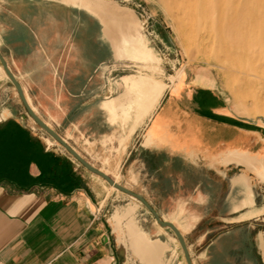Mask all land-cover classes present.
<instances>
[{
  "label": "crops",
  "instance_id": "obj_1",
  "mask_svg": "<svg viewBox=\"0 0 264 264\" xmlns=\"http://www.w3.org/2000/svg\"><path fill=\"white\" fill-rule=\"evenodd\" d=\"M104 27L78 4L0 0L1 52L33 111L66 141L99 145L125 134L135 191L150 205H185L196 219L189 228L211 227L200 236L209 264H264V124L242 119L200 81L181 79L143 117L134 76L121 78L115 96L119 38ZM24 109L0 63V264H175L161 227L146 231L132 209L109 210L120 197L51 148ZM122 113L132 117L128 126L113 122ZM139 236L159 241L163 253L143 257Z\"/></svg>",
  "mask_w": 264,
  "mask_h": 264
},
{
  "label": "rangeland",
  "instance_id": "obj_2",
  "mask_svg": "<svg viewBox=\"0 0 264 264\" xmlns=\"http://www.w3.org/2000/svg\"><path fill=\"white\" fill-rule=\"evenodd\" d=\"M104 1L117 2L120 7L130 9L135 13L141 26V39L154 50L156 57L160 59L159 65L154 66L147 65L142 60L127 57L128 52L122 59H116L112 67L113 75L110 77L111 83L114 84L116 89L115 96H119L122 92L119 86L121 78L134 76L131 77L134 88L136 91H140V100L146 102L143 117L148 118L180 79L189 83L200 81L205 87L224 96L229 106L242 119L264 124V63L261 62L259 49L255 45H252L251 49H247L248 47L244 45V43L249 42L248 40L253 37V34H233L227 23H223L220 19L221 14L215 12L214 9H211L210 15L202 21L204 27L200 23L201 27L197 25L194 33L188 28L187 21L177 13L173 7V2L170 0ZM212 4L217 7L219 1L213 0ZM222 25L226 26L223 31L220 30ZM211 38L213 39V45L210 43L211 41H208L212 40ZM221 42L222 45H220ZM133 45L131 46L132 50H134ZM230 47L233 48L235 56L241 59L240 63H242L240 65L231 62L230 56L234 57V55L229 56ZM246 58L248 60H245ZM23 111L25 122L29 123L33 130L42 135L47 142L48 140L53 142V144L48 142L51 148L59 149L80 165L61 145L36 123L32 122L33 119L28 116L25 109ZM131 115L135 117L136 125L140 124L137 120V108L132 110ZM131 119L132 117L127 118L122 113L119 118L113 119V122L120 121L123 126H128ZM126 139L129 142V138L125 134L116 133L99 145L91 143L88 139L79 141L75 138L73 141H65L87 162L105 174L109 173L113 180H116V183L137 193L135 191L138 189L137 178L131 169V163L125 164L128 155V144L125 149L121 146V142ZM81 167L85 169L83 166ZM96 179L107 187L108 195L115 193L120 197L114 206H109V210L132 209L137 224L146 231H152L154 227L158 226L151 213L136 199L122 194L115 188L113 189L101 178L96 177ZM151 206L163 220L172 222L181 229L183 233L180 232L185 237L193 263L209 264L205 253L206 243L200 242V236L202 231H206L211 227L193 225L189 228L188 222L190 220L196 221V219L191 217V211L185 209V205H180L176 209L173 208L174 205ZM259 206L262 208L264 205ZM219 212L221 216H227L228 209L221 207ZM234 226L236 224L226 225L220 229L229 230ZM159 229L162 233H166L167 239L172 243L171 251L168 254L171 262L187 264L173 232L169 229Z\"/></svg>",
  "mask_w": 264,
  "mask_h": 264
},
{
  "label": "bare ground",
  "instance_id": "obj_3",
  "mask_svg": "<svg viewBox=\"0 0 264 264\" xmlns=\"http://www.w3.org/2000/svg\"><path fill=\"white\" fill-rule=\"evenodd\" d=\"M62 1L67 3L78 4L81 7L88 9L93 14L99 16L104 22V26H106V28L105 27L104 28L107 30V34L115 33L119 38L115 41V45H114L116 53L120 49V42H121L120 40L122 38V35L126 32L133 31L138 22L133 12H131L127 8L120 7L119 5L114 3L112 4L103 0H62ZM170 1L173 2V7L176 9L177 13L180 16H182L185 21H187L188 28H190L194 33L196 26L200 25L201 27L200 23H202V21L206 19L207 16L210 15L211 9L212 10L214 9L215 12L221 14L220 19L223 21V23H227L228 27L231 28L233 34L235 35L238 33L253 34V37L250 40H248L249 42L246 44L244 43V45L248 47L247 49H249L252 45H255L256 48L259 49L260 60L261 62L264 63V0H218L219 4L217 7H215L212 4L213 0H170ZM225 28L226 26L222 25L220 27V30L223 31V29ZM208 33L210 35V32ZM104 34H106V31ZM208 41H211L210 43L213 45V39ZM220 45H222V42ZM133 48L134 50H136L137 46L134 44ZM228 54L229 56L234 55V57L230 56L231 62L233 63L236 62L238 65L242 63V62L240 63L241 59L238 56H235V54L233 53V48L230 47V51ZM156 56L157 55L153 53H146L142 55V57L139 58V60L144 61L147 65L150 66L159 65L160 59ZM247 58L245 60H248ZM137 239L138 240L136 241L139 243L137 245L139 253L143 257L148 258L149 261L152 260L153 258H156V254L149 255L151 251L160 252L161 254L163 253V247L161 246L159 241H151L146 236L144 237L139 236L137 237Z\"/></svg>",
  "mask_w": 264,
  "mask_h": 264
},
{
  "label": "water",
  "instance_id": "obj_4",
  "mask_svg": "<svg viewBox=\"0 0 264 264\" xmlns=\"http://www.w3.org/2000/svg\"><path fill=\"white\" fill-rule=\"evenodd\" d=\"M108 1V0H107ZM114 2V1H110ZM120 6V5H119ZM0 63L3 67V70L11 83L14 85L18 96L28 114V116L34 120L36 125H38L45 133H47L52 139H54L59 145H61L81 166H83L85 169H87L89 172L92 174L100 177L104 181H106L110 186L114 187L116 190H118L121 193H124L137 201H139L154 217L156 220L157 224L164 229H169L173 232V234L176 236L180 247L182 249V252L184 254V258L187 264H194L193 260L191 258V254L189 252L187 243L185 241V238L183 234L180 232V230L171 222L165 221L161 218V216L155 211V209L147 202V200L142 197L141 195L125 188L121 184L116 183L112 177L106 175L103 173L100 169L94 167L92 164L87 162L79 153H77L71 146L67 144V142L57 134L51 127H49L31 108L27 98L25 97V94L21 88V85L17 81L16 77L10 70L6 59L2 55L0 51Z\"/></svg>",
  "mask_w": 264,
  "mask_h": 264
},
{
  "label": "flooded vegetation",
  "instance_id": "obj_5",
  "mask_svg": "<svg viewBox=\"0 0 264 264\" xmlns=\"http://www.w3.org/2000/svg\"><path fill=\"white\" fill-rule=\"evenodd\" d=\"M140 27L141 26H140L139 21H138L137 24H136V27H135V29L133 31L126 32V33H124L122 35V38L120 40L121 41L120 42V49L116 53L117 59H122L123 56L127 52H128L127 53L128 55L126 54L127 57L136 58V59L141 58L142 55H144L146 53H153V54H155L154 50L152 48H150L149 46H147L143 42V40L141 39L142 36H141V33H140ZM133 44H135L137 46V48H136L135 51L131 49V46ZM141 48H142V50H141Z\"/></svg>",
  "mask_w": 264,
  "mask_h": 264
}]
</instances>
